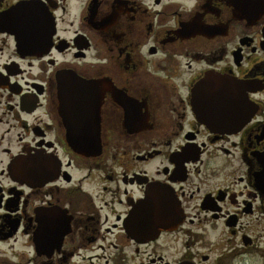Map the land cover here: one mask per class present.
Returning <instances> with one entry per match:
<instances>
[{
    "label": "flooded vegetation",
    "instance_id": "af4514ba",
    "mask_svg": "<svg viewBox=\"0 0 264 264\" xmlns=\"http://www.w3.org/2000/svg\"><path fill=\"white\" fill-rule=\"evenodd\" d=\"M0 264H264V0H0Z\"/></svg>",
    "mask_w": 264,
    "mask_h": 264
},
{
    "label": "water",
    "instance_id": "95a60500",
    "mask_svg": "<svg viewBox=\"0 0 264 264\" xmlns=\"http://www.w3.org/2000/svg\"><path fill=\"white\" fill-rule=\"evenodd\" d=\"M204 86H205V81H202L201 83H199L197 89L199 90L200 88H202V87H204ZM225 86H227V85L225 84ZM206 111L208 112L207 109L204 110L205 113H207Z\"/></svg>",
    "mask_w": 264,
    "mask_h": 264
}]
</instances>
